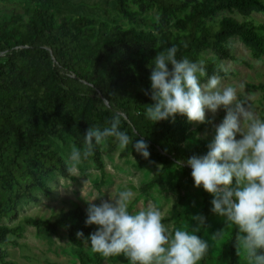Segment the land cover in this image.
Instances as JSON below:
<instances>
[{
  "label": "trees",
  "instance_id": "trees-1",
  "mask_svg": "<svg viewBox=\"0 0 264 264\" xmlns=\"http://www.w3.org/2000/svg\"><path fill=\"white\" fill-rule=\"evenodd\" d=\"M19 1L22 14H0V261L16 264L4 247L11 242L10 235H23L22 226L2 220L17 218L25 200L41 202L37 190L49 195L46 179L52 172L75 179L67 172L57 141L72 139L83 149L87 130L109 127L117 114L120 130L133 143L144 139L150 156L144 158L132 143L124 153L134 154L138 169L160 165L145 191L162 183L168 172L182 171L171 179L170 187L177 192L172 230L183 228L191 217L184 186L195 185L187 159L206 155L214 138L198 135L210 123L194 127L179 114L174 122L146 118V108L155 103L150 95L154 58L175 46L177 59L203 62L207 75L201 83L213 75H228L219 60L236 59L234 38L261 60L264 21L255 13L264 14V0ZM262 89L264 98V85ZM261 115L264 119V104ZM105 146L108 151L118 148L114 137L107 138ZM103 153L102 146H94L93 154L83 160L93 162L102 175ZM201 188L206 219L199 236L205 239L208 221L217 215L211 211L213 196ZM86 219L87 212L77 206L55 219L25 216L22 222L39 234L65 227L81 263L101 264L100 255L92 258L87 252L93 225H86ZM230 228L233 232L224 245L226 264H248L237 252L236 226L227 227L222 218L216 232ZM213 260L210 247L199 264Z\"/></svg>",
  "mask_w": 264,
  "mask_h": 264
},
{
  "label": "clouds",
  "instance_id": "clouds-1",
  "mask_svg": "<svg viewBox=\"0 0 264 264\" xmlns=\"http://www.w3.org/2000/svg\"><path fill=\"white\" fill-rule=\"evenodd\" d=\"M171 65V68L169 67ZM203 62L177 59L175 46L159 51L154 58L150 76L151 99L155 102L145 110L148 120L174 122L177 114L189 122L210 123L206 112L213 116L223 107L226 116L215 127V136L206 155L187 159L197 188L203 187L213 196L211 211L222 217L227 227L236 226L237 252L248 264H264V119L259 118L250 104L238 97L237 89L222 87L218 76H206ZM148 95V90H145ZM120 115H115L104 129L90 127L84 135V147L71 146L66 160L69 175L79 176L83 160L93 154L94 146H103L114 137L120 151L129 143L144 158L148 144L144 139L133 143L120 130ZM242 138H237V135ZM83 195V193H82ZM88 200L86 225H97L90 235V250L105 259L123 255L128 264H199L210 250L207 240L196 233L205 226V217L191 216L197 226L170 230L163 223L161 209L149 202L138 211H129L134 193L125 188L111 194V201L92 203ZM78 232V237H83ZM224 230L211 235L218 244Z\"/></svg>",
  "mask_w": 264,
  "mask_h": 264
},
{
  "label": "rangeland",
  "instance_id": "rangeland-1",
  "mask_svg": "<svg viewBox=\"0 0 264 264\" xmlns=\"http://www.w3.org/2000/svg\"><path fill=\"white\" fill-rule=\"evenodd\" d=\"M88 2L93 3L94 0H88ZM22 7L19 0H0V14H11L12 12L22 14ZM255 15L258 19L264 21V14L255 13ZM231 44L236 59L219 60L220 65L229 71L226 76H218L221 80V86L235 87L238 97L246 101L245 107L250 104L256 115L262 119L261 108L264 104L262 89L264 85V57L261 60L256 59L252 55L251 49L246 47L239 38L232 39ZM206 54L207 56H215L213 52H207ZM226 114V110L223 107L218 110L215 116H213L211 111H207V119L211 120V122L209 125L203 127L198 135L204 138H214L215 127L223 121ZM193 124L194 127L200 125V123L195 122ZM237 138L242 137L238 134ZM73 144L72 139H69L67 142L57 141L61 154L66 160ZM102 149L105 162L104 175H102L93 162L86 163L84 161L79 165V176H74L75 179L66 177L57 171L52 172L49 178L46 179L51 187L49 195H46V192L42 190H37L36 194L40 196L41 202L36 203L25 200L19 205V215L17 218L2 220V223L12 227H23L22 237L10 235L11 242L4 247L8 253V259L13 260L16 264H82L76 253L75 246L69 241L68 231L65 227H60L54 233L39 234L36 227L24 225L22 218L32 216L35 218L55 219L62 211H67L77 206L83 207L87 212L89 204L86 199L91 200L98 196L92 203L99 205L103 200L111 201V194L115 195L125 188L130 189L134 193L129 208L130 212L138 211L140 208L146 207L149 202H153L162 211L164 216L163 223L170 230L173 229L174 222L172 216L177 192L172 190L170 185L171 179L173 177L179 178L182 171L176 169L168 172L162 183H158L150 190L145 191L143 189L144 185L153 178L160 167L159 164H153L146 169H138L137 159L133 153L125 154L124 150L120 151L118 148L114 151H108L105 144L102 146ZM184 193L189 199L186 208L190 211L191 216H204L202 188L186 184L184 186ZM221 220L222 217L218 215L211 217L208 221V227L204 230V238L210 243L214 256V260L209 264H226L224 245L226 239L232 234V229L224 230L223 239L218 244H215L211 240V235L216 233ZM191 226L196 227L197 221L191 220L190 217L185 221L183 228L186 227L190 231ZM203 227H201V230ZM97 228L98 226L93 224L92 233ZM196 234L200 235V232ZM90 244L91 241L89 240L86 243L87 252L92 258H95L99 254L91 252ZM241 255L246 259L243 254ZM102 259L101 264H128L127 258L123 255L109 259L102 257ZM0 264L3 263L0 261Z\"/></svg>",
  "mask_w": 264,
  "mask_h": 264
}]
</instances>
